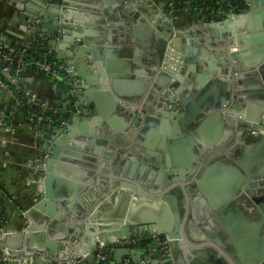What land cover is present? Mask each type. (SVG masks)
Segmentation results:
<instances>
[{
  "label": "water",
  "instance_id": "95a60500",
  "mask_svg": "<svg viewBox=\"0 0 264 264\" xmlns=\"http://www.w3.org/2000/svg\"><path fill=\"white\" fill-rule=\"evenodd\" d=\"M75 1L43 0L51 4L47 10L28 2L23 8L27 10L31 37L52 39L50 44L56 48V53L51 57L70 71L68 88L74 91L77 101L69 106L72 111L64 115L65 124L49 138L48 148L40 153L38 180L43 181L44 193L23 211L22 228L2 237L3 245L13 254L22 253L11 246V240L17 236L27 244V255L36 247L64 257L68 255L65 252L68 241L82 235L83 241L75 242L76 250L71 255H86L88 260L94 261L100 242L105 243L107 251L109 244L137 235L147 237V248H158L165 255L163 264H264V133L238 134L251 138L238 145L235 163L222 168L213 163L191 184H185L199 166L193 147L202 148L200 153L204 154L211 145H229L235 135L232 124L253 131L264 130V0H240V7L229 6L217 19L220 22L217 36H220L218 28L224 29L225 24L230 34L220 61H210V57H214L204 45L200 52L192 51L189 55L177 46L168 49L167 40L175 26L170 18L163 16L172 29L161 39L158 60H152L153 66L158 64V67L149 74L152 92L160 90L157 104L170 109L173 128L163 129L169 137L156 135L150 143L135 142L131 146L140 156L136 159L135 154L130 153V158L124 159L117 168L119 174L126 175L118 188L124 208L116 218H109L111 221L103 213L102 202L106 196L95 194L98 179L96 176L88 178L91 171L86 167L92 166L91 154L122 143L128 125L124 121L114 127V118L100 102L105 92L111 96L108 87L118 92V81L109 82L103 70V56L97 43L104 32L91 31L93 14L82 12L86 5ZM242 6L244 9L239 12ZM99 7L96 2L95 6L87 5L90 10ZM140 11L149 12L146 7ZM158 17L160 15L156 18L161 20ZM243 24L251 28V33L238 31L237 26ZM98 28L105 29V26ZM197 38L194 39L199 43ZM214 40L210 37L207 42L215 43ZM233 47L235 50H230ZM216 53L220 54L219 50ZM196 63L206 67L198 69ZM181 67L183 80L179 77ZM190 71L195 78L188 83L186 76ZM243 72L248 74L247 87L242 80L237 82ZM111 99L115 103L113 96ZM246 107L251 116L244 120L236 117L238 110ZM107 126L113 130H107ZM226 132L229 134L222 138ZM158 146L161 150H155ZM78 164L80 167H76ZM171 182L172 186L167 187ZM140 197L147 203H157L158 209L146 213L135 211L131 206L140 202ZM245 205L252 206L253 210H245ZM236 223L248 226L249 233L239 234ZM80 224H84L85 230ZM75 225L78 228L74 234ZM46 227L49 232L54 231L59 242L35 243L34 231ZM136 227L140 228L133 232ZM70 246L73 247V243Z\"/></svg>",
  "mask_w": 264,
  "mask_h": 264
},
{
  "label": "crops",
  "instance_id": "0c3cea01",
  "mask_svg": "<svg viewBox=\"0 0 264 264\" xmlns=\"http://www.w3.org/2000/svg\"><path fill=\"white\" fill-rule=\"evenodd\" d=\"M175 1H75L86 5L82 12L93 14L91 31L104 32L105 38L102 37V40L97 43L103 56L101 58L103 70L105 75L108 76L109 82H112L113 79L118 81L116 85L119 88L118 92L115 88L108 87L111 96L115 98V103L112 102L111 96L106 95V92L100 102L102 106H105L108 115L114 118L112 122L114 127L123 124L124 121L125 125H128V127L125 126L127 128L123 132L127 136L122 143L116 147L114 145L108 146L107 149L98 154H91L90 156L93 159L90 164L92 166H83L91 171L87 176L88 178L96 176L95 179H98L95 184V194L106 196L102 203L104 205L103 213L107 214L106 218L108 219L116 218L124 208L122 207L121 190L119 191L118 188L121 187L120 180L126 179V175L119 174L117 168L124 159L130 158V153L135 154L136 159L139 158V153L133 150L131 146L135 142L143 144L149 141L148 143H150L156 135H160L161 138L163 136L169 137L170 134L164 132L163 129L169 127L170 130L173 128V117L170 115V109L157 104L160 98V90L156 93L152 92L151 74H149L158 67V64L153 66L152 60H158L159 54L157 52L160 51L161 39L166 38L172 29L170 22H166L164 17L170 18L175 26L173 28L175 33L173 46L182 48V52L185 54L189 55L192 51L200 52L204 45L208 54L214 57H210V61L216 59L220 61V55L225 52L222 49H224L226 41H228L227 36L230 34L227 30V24H225L224 29L218 28L220 36H217V24L219 22L217 19L222 17L221 11L217 16L211 18L206 14L207 12L205 13L204 2L207 0H182L186 6L184 11L181 14L177 12L176 16L171 18L166 7L170 6L171 3L175 6ZM226 1L230 7H240V0ZM28 2L40 5L46 10L51 5L48 2H43V0H0V52L14 47L21 51V55L28 56L26 59L31 62L21 66L17 64L9 65L10 74L4 73L2 76L4 84L0 80V226L9 229L8 233L15 230L19 231L20 229L17 228H22L23 211L34 204L36 200H39V195L44 193L43 181L38 180L37 162L40 153L48 148V144L51 142L49 138L59 132V129L65 124L63 122L64 115L72 111L69 106L77 101L74 91L72 92L68 88L70 75L64 76L67 69L64 68L61 62L56 63L51 57L52 54L56 53V48L50 44L52 39L49 36L43 38L40 36L31 37V25L28 24V18L26 17L27 10L23 9ZM95 2L100 5L98 10L87 8V5L95 6ZM144 7L148 8L149 12H141L140 9ZM21 9L23 10L21 11ZM243 9L242 6L239 12H242ZM138 11H140L139 17L135 15ZM157 15H160L158 18H161V20L156 18ZM148 23L150 27L152 26L151 28ZM98 26H105V29H99ZM237 29L238 31L244 30L246 33H251V28L245 24L237 26ZM196 36L200 40V45L194 39ZM106 37H109L110 40H107ZM210 37L215 39V43L211 42L209 44L207 42ZM234 48L230 50H235ZM217 50L220 54L216 53ZM29 51L32 53L30 54ZM236 58L239 57L236 56ZM238 61L240 60L238 59ZM34 62L51 63L53 67L59 70L60 76L57 77L40 70L37 65L33 64ZM7 63L0 55V68L6 66ZM196 65L198 69L206 67L203 63L200 65L196 63ZM181 70H183V67L180 68L179 73V77L183 80L184 75L181 74ZM12 74L19 76V81L15 85L10 83L9 78ZM98 75L100 77V74ZM246 75H248L247 72H243L242 77L237 82L242 80L243 85L247 87L249 79ZM194 78L192 71L186 76L188 83L194 82ZM144 82H149V84L144 87L142 85ZM245 96L247 97L248 94ZM81 112L82 110L79 109L78 113ZM165 113H169V115ZM40 116L44 118L41 120ZM250 116L251 111H248L247 107L238 110L236 113V117H242L243 120ZM163 120H168V122L165 123ZM105 128L110 131L113 130L109 126ZM232 128L235 135L229 145H211L209 152L204 154L200 153L203 150L202 148H192V153L198 154L196 161H198L199 168L194 175L187 178L185 184H191L196 176L199 177L205 168L213 163H217L221 168L235 163V155L238 154L240 148L238 145L248 142L250 137L238 136V134L247 130V127L232 124ZM228 134L229 132H226V135H223L222 138H226ZM156 149L161 150L159 146ZM104 163L109 165L103 166ZM80 165L78 164L76 167H80ZM171 184L173 182L168 183L167 187H171ZM140 198V202L131 206L135 211L146 213L158 209L157 203L150 204L142 201V197ZM245 207L247 211L251 212L253 210L252 206L245 205ZM253 218L256 219L257 216L254 215ZM109 221L111 220L109 219ZM38 224L41 225L42 221L39 220ZM238 224L242 225L241 223ZM238 224L236 223V231L241 235H247L249 233L248 226H239ZM80 226L84 229V224H80ZM77 228L78 225L73 227L74 234ZM139 228H134L133 232ZM34 232L37 240H34L35 243L59 242V239L54 235V231L49 232L47 227L37 228ZM141 233L139 232V234ZM75 237L72 242L68 241L65 249L68 255L73 254L76 250L75 242L80 244L84 239L82 235ZM133 238V241L127 240L126 242L109 244L105 261L109 264H125V262H130V264H163L165 255L159 252L158 248L153 250L147 248L148 241L147 239L145 241L147 237L141 236L138 238L135 235ZM72 243L73 247L70 246ZM11 244L16 252L27 250L25 241L17 236L13 237ZM39 251L41 250L34 247L32 252ZM44 251L52 253L49 249ZM85 256H81L73 264H97V258L93 261V259L88 260Z\"/></svg>",
  "mask_w": 264,
  "mask_h": 264
},
{
  "label": "built area",
  "instance_id": "2783aa9c",
  "mask_svg": "<svg viewBox=\"0 0 264 264\" xmlns=\"http://www.w3.org/2000/svg\"><path fill=\"white\" fill-rule=\"evenodd\" d=\"M223 2H225V0H223ZM170 7L171 8H170L168 14H169V16H171V18H174V16H176V15L174 12H172L174 10L172 3L170 4ZM231 8H235V7H231ZM224 13H225V11H224ZM224 13L222 12L220 14L223 15ZM174 38H175V33L167 40L168 49L175 48L173 46ZM0 55L8 62L6 66H4L3 68H0V80L3 84H4V82L2 81V76L4 73L7 75L10 74L9 65H11L15 59L17 60L16 64L20 65V66L31 63L26 59V57H28V56L21 55L19 50L14 48V47H12L6 51H1ZM33 64L37 65V67L40 70H42L46 73H50V74L55 75L57 77L60 76L59 70H57L55 67H53L52 64L49 62H34ZM66 75H70L69 70H67V72L65 73L64 76H66ZM9 79H10V83L12 85H15L19 81V76L17 74L16 75L12 74ZM39 118L42 120L44 117L40 116ZM251 132L252 133H255V132H263L264 133V130H257V131L251 130ZM9 231L10 230L5 228V226H0V264L2 262L8 263V264H73V263H76L80 258V257H73L71 254L66 255L64 257H59L56 255H52L51 252H47L44 250H41V251L36 252V253H31L30 255H27L25 253L26 250L25 251L22 250V253H20V254H13L9 251V249L7 247H5L3 245V242H2V237L5 234H7ZM126 241L127 240L119 241V242H126ZM135 241H137V240H135ZM105 246H106L105 243L100 242L95 249V256L97 258V264H109L105 261L106 260V250L104 249ZM44 261H47V262L41 263ZM125 264H130V262H125Z\"/></svg>",
  "mask_w": 264,
  "mask_h": 264
},
{
  "label": "trees",
  "instance_id": "16d2710c",
  "mask_svg": "<svg viewBox=\"0 0 264 264\" xmlns=\"http://www.w3.org/2000/svg\"><path fill=\"white\" fill-rule=\"evenodd\" d=\"M175 6H173V11L175 14L178 12L179 14L182 13V11H184L185 9V3L182 1V0H176L174 2ZM204 6H205V13L213 18L215 16H217V14L219 13V11L224 12V11H227L228 10V7L229 5L227 4V1L225 0V2H223V0H207L204 2ZM170 6H167L166 9L169 11L170 10ZM226 9V10H225ZM30 52V51H29ZM32 52H30L31 54ZM16 59L14 60V64H16ZM12 63V64H13ZM11 64V65H12ZM16 67V66H15ZM54 116V115H53ZM1 264H8V263H5V262H2Z\"/></svg>",
  "mask_w": 264,
  "mask_h": 264
},
{
  "label": "flooded vegetation",
  "instance_id": "af4514ba",
  "mask_svg": "<svg viewBox=\"0 0 264 264\" xmlns=\"http://www.w3.org/2000/svg\"><path fill=\"white\" fill-rule=\"evenodd\" d=\"M244 132L252 133L251 130H250L249 128H247V130H244ZM250 138H251V137H250ZM231 150H232V149H231ZM231 150H230V151H231ZM198 168H199V167H198ZM133 239H134V238L132 237V238L130 239V241H133Z\"/></svg>",
  "mask_w": 264,
  "mask_h": 264
}]
</instances>
